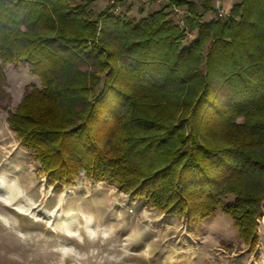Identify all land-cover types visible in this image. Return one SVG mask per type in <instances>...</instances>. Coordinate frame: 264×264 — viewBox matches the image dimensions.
Here are the masks:
<instances>
[{
	"label": "trees",
	"instance_id": "obj_1",
	"mask_svg": "<svg viewBox=\"0 0 264 264\" xmlns=\"http://www.w3.org/2000/svg\"><path fill=\"white\" fill-rule=\"evenodd\" d=\"M96 1L0 0V103L5 65L24 61L40 80L9 112L10 129L55 189L84 173L190 226L221 211L255 247L264 0L208 21L215 0H169L138 20L113 6L94 15Z\"/></svg>",
	"mask_w": 264,
	"mask_h": 264
},
{
	"label": "rangeland",
	"instance_id": "obj_2",
	"mask_svg": "<svg viewBox=\"0 0 264 264\" xmlns=\"http://www.w3.org/2000/svg\"><path fill=\"white\" fill-rule=\"evenodd\" d=\"M223 1L220 5L229 10L226 6L240 0ZM168 2L123 0L120 14L138 20ZM213 5L216 8L217 0ZM109 7L108 0H97L90 10L97 15ZM212 16L208 13L205 21ZM81 67L94 71L89 64ZM4 72L8 80L7 97L0 103V264H264V199L258 242L251 247L221 211L212 220L190 226L184 218L163 214L84 173L73 184L55 189L7 123L9 112L31 85L40 87V80L24 61L5 65ZM97 85L100 88L102 81Z\"/></svg>",
	"mask_w": 264,
	"mask_h": 264
},
{
	"label": "built area",
	"instance_id": "obj_3",
	"mask_svg": "<svg viewBox=\"0 0 264 264\" xmlns=\"http://www.w3.org/2000/svg\"><path fill=\"white\" fill-rule=\"evenodd\" d=\"M110 6H113L112 8V12L114 14H120L121 13V9H122V2L123 0H108ZM142 2L148 1V0H139ZM153 1V0H152ZM157 2H161L163 0H154ZM174 12H175V17H177V22L183 26L184 25V21H183V17H184V13L185 10L182 8H174ZM229 16V10L225 9L223 6H221L219 3L216 6V12L215 14H213L212 18H225ZM189 37L191 38L192 35H189Z\"/></svg>",
	"mask_w": 264,
	"mask_h": 264
},
{
	"label": "crops",
	"instance_id": "obj_4",
	"mask_svg": "<svg viewBox=\"0 0 264 264\" xmlns=\"http://www.w3.org/2000/svg\"><path fill=\"white\" fill-rule=\"evenodd\" d=\"M218 3H219V4L221 3L222 5H225V4H224L225 2H224L223 0H221V1H220V0H217V4H218ZM216 6H217V5H216ZM226 8L230 9L231 7L226 6Z\"/></svg>",
	"mask_w": 264,
	"mask_h": 264
}]
</instances>
